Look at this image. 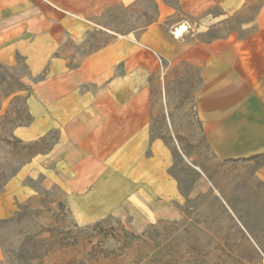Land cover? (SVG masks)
I'll list each match as a JSON object with an SVG mask.
<instances>
[{
    "label": "crops",
    "instance_id": "0c3cea01",
    "mask_svg": "<svg viewBox=\"0 0 264 264\" xmlns=\"http://www.w3.org/2000/svg\"><path fill=\"white\" fill-rule=\"evenodd\" d=\"M139 1L0 0V64L12 66L20 57L32 76L44 75L27 99L30 122L14 136L25 143L52 140L0 190V220L33 198L36 185L60 189L86 223L119 217L140 233L174 218L194 188L182 193L172 150L152 131L151 78L166 74L164 62L198 69L195 109L212 153L222 162L261 159L255 175L264 184V4L248 37L201 42L192 39L248 0H149L156 19L139 35L118 36L69 66L66 41L81 45L106 11ZM178 13L195 22L169 25Z\"/></svg>",
    "mask_w": 264,
    "mask_h": 264
},
{
    "label": "rangeland",
    "instance_id": "374dc122",
    "mask_svg": "<svg viewBox=\"0 0 264 264\" xmlns=\"http://www.w3.org/2000/svg\"><path fill=\"white\" fill-rule=\"evenodd\" d=\"M263 4L264 0H248L240 11L192 40L207 42L232 33L248 37ZM213 14L221 11L215 9ZM155 19L149 0L130 8L113 7L95 20L84 43L66 41L62 55L74 67L84 55L118 36L139 35ZM178 20L195 22L178 13L169 25ZM164 65L166 74L151 78L152 131L172 150V173L182 193L190 195L194 188L192 196L176 206V216L140 233L119 217L86 223L76 217L60 189L36 185L33 198L20 204L12 217L0 220V264H264V184L255 175L262 160L216 159L195 109L202 86L198 69ZM43 77L32 76L20 57L12 66L0 64L1 191L52 142L25 143L14 136L16 128L30 122L27 99ZM113 255L117 256L113 260L96 262L98 256Z\"/></svg>",
    "mask_w": 264,
    "mask_h": 264
},
{
    "label": "trees",
    "instance_id": "16d2710c",
    "mask_svg": "<svg viewBox=\"0 0 264 264\" xmlns=\"http://www.w3.org/2000/svg\"><path fill=\"white\" fill-rule=\"evenodd\" d=\"M123 249H125V247H123ZM117 256H112V257H108V256H102V257H100V256H98L97 258H96V262H99V261H101V260H104V259H107V258H112V260H113V258H116Z\"/></svg>",
    "mask_w": 264,
    "mask_h": 264
}]
</instances>
